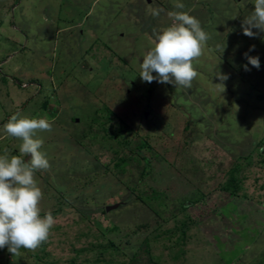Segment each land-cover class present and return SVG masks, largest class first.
<instances>
[{"label":"rangeland","instance_id":"374dc122","mask_svg":"<svg viewBox=\"0 0 264 264\" xmlns=\"http://www.w3.org/2000/svg\"><path fill=\"white\" fill-rule=\"evenodd\" d=\"M177 2L210 37L190 89L139 76ZM253 10L0 0V154L22 155L3 132L13 114L52 123L36 133L51 165L36 180L56 220L35 251L0 249V264H264V32L241 28Z\"/></svg>","mask_w":264,"mask_h":264},{"label":"clouds","instance_id":"9594fccd","mask_svg":"<svg viewBox=\"0 0 264 264\" xmlns=\"http://www.w3.org/2000/svg\"><path fill=\"white\" fill-rule=\"evenodd\" d=\"M174 7L180 11L167 13L172 23L162 33H155V45L143 56L139 76L143 82L157 81L190 89L198 76L193 62L203 55L210 37L196 17L182 11L183 3L177 2ZM160 12V9H153L151 15L158 17ZM241 28L250 38L264 32V0H254V10L244 17ZM254 48L251 46L249 52ZM244 56L248 64L260 68L258 56H250L247 52ZM248 64L244 65L245 71L250 70ZM216 76L221 83L213 85L223 93V81L228 77L222 73ZM51 130L49 120L21 117L19 113L13 114L3 125L5 135L22 141L19 147L22 155L0 154V249L7 247L13 256H20L21 249L35 251L48 240L56 223L51 212L41 215L44 193L36 180L38 171L51 167L41 151L43 140L36 138V133ZM26 156H30L27 162Z\"/></svg>","mask_w":264,"mask_h":264},{"label":"trees","instance_id":"16d2710c","mask_svg":"<svg viewBox=\"0 0 264 264\" xmlns=\"http://www.w3.org/2000/svg\"><path fill=\"white\" fill-rule=\"evenodd\" d=\"M232 180L234 181L235 179L233 178ZM233 181H232V182H233ZM235 184H236V183H235V181H234V184H233V185L235 186ZM155 197H156V199L159 198V197H157V196H155ZM109 248H110V247H109ZM106 250H107V249H106ZM100 251H101V250H100ZM104 253H105V249L102 250V251L100 252V254H102L101 256H103ZM100 254H99V256H100ZM104 260H105V259H104Z\"/></svg>","mask_w":264,"mask_h":264},{"label":"water","instance_id":"95a60500","mask_svg":"<svg viewBox=\"0 0 264 264\" xmlns=\"http://www.w3.org/2000/svg\"><path fill=\"white\" fill-rule=\"evenodd\" d=\"M147 115V114H146ZM116 207H118V204H114V205H111V206H107V209L108 210H111V209H114V208H116Z\"/></svg>","mask_w":264,"mask_h":264}]
</instances>
